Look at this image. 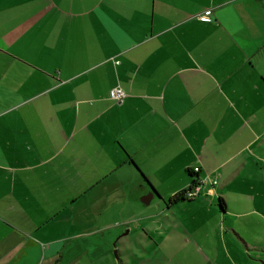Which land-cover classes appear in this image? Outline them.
<instances>
[{"label": "crops", "instance_id": "1", "mask_svg": "<svg viewBox=\"0 0 264 264\" xmlns=\"http://www.w3.org/2000/svg\"><path fill=\"white\" fill-rule=\"evenodd\" d=\"M0 264H264V0H0Z\"/></svg>", "mask_w": 264, "mask_h": 264}, {"label": "built area", "instance_id": "2", "mask_svg": "<svg viewBox=\"0 0 264 264\" xmlns=\"http://www.w3.org/2000/svg\"><path fill=\"white\" fill-rule=\"evenodd\" d=\"M202 19L205 20H211V17L209 14H202L201 15ZM125 97V93L120 87H114L110 89L109 91V98L116 101V102H121L123 98ZM199 167H194L192 172L196 173L198 172ZM212 184L216 183L215 179H212L211 181ZM201 192L209 193V190L205 188V181H195L190 184L188 187L184 188L179 192V196H181L184 199H192L196 196H198Z\"/></svg>", "mask_w": 264, "mask_h": 264}]
</instances>
